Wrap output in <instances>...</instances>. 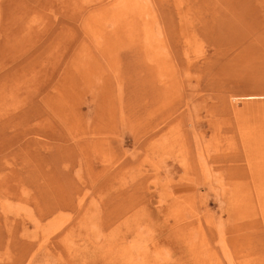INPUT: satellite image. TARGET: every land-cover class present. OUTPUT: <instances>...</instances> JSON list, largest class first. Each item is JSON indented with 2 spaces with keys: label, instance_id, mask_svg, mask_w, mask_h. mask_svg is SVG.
Returning <instances> with one entry per match:
<instances>
[{
  "label": "rangeland",
  "instance_id": "rangeland-1",
  "mask_svg": "<svg viewBox=\"0 0 264 264\" xmlns=\"http://www.w3.org/2000/svg\"><path fill=\"white\" fill-rule=\"evenodd\" d=\"M0 264H264V0H0Z\"/></svg>",
  "mask_w": 264,
  "mask_h": 264
}]
</instances>
